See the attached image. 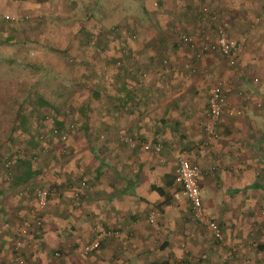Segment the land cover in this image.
<instances>
[{
    "label": "crops",
    "instance_id": "0c3cea01",
    "mask_svg": "<svg viewBox=\"0 0 264 264\" xmlns=\"http://www.w3.org/2000/svg\"><path fill=\"white\" fill-rule=\"evenodd\" d=\"M205 1L116 2L122 12L110 17L113 22L147 23L130 45L140 73L119 81L107 76L106 82H125L129 90L116 95L107 85L105 106L97 103L90 115L95 127L75 131L64 145L49 144L48 156L26 182L13 186L0 169V264H15L11 244L24 219L29 227L21 249L31 264H253L227 255L226 245L245 241L236 215L249 214L248 203L259 190L264 197V1L215 0L216 12H239L234 22L228 15L221 19L240 44L229 71L218 67L216 60L223 58L217 52L196 56L179 42L182 34L199 45L214 41L202 17ZM85 6L87 12L94 8ZM214 79L223 87L222 111L207 139V90ZM155 144L158 151L150 148ZM179 154L201 169L202 205L225 245L196 225L186 199H174ZM25 187L48 189L35 219L29 213L34 199ZM96 223L119 236L82 255L79 249Z\"/></svg>",
    "mask_w": 264,
    "mask_h": 264
},
{
    "label": "rangeland",
    "instance_id": "374dc122",
    "mask_svg": "<svg viewBox=\"0 0 264 264\" xmlns=\"http://www.w3.org/2000/svg\"><path fill=\"white\" fill-rule=\"evenodd\" d=\"M60 1L63 5H60ZM117 1L119 4L124 3V0H0V141L6 137L13 111L23 98L33 99L35 102V96L40 92L48 100L59 103L69 94L73 69L68 67L69 59L58 55L54 50L57 46L65 44L64 39L69 34L63 32L65 28L62 21L65 17L79 21V18L87 14L85 5H88V8L94 7L92 8L94 10L100 4L93 14L96 13L102 28L107 30L106 49H115L124 42L127 44V36L135 35L133 40L136 42L138 31L143 32L142 27L147 23L113 22L110 17L122 12L118 6H114ZM263 1L261 0V3ZM215 2V0H206L203 2L206 7H202L206 10L205 16L202 17L204 22L208 23H205L206 26L208 25L212 30L211 33L215 32L216 24L222 23L221 19L224 15H228V20L234 22L239 13L236 14V9L230 13L216 12ZM106 15L109 16V20ZM40 19L46 21V24L41 23ZM72 26L76 28V24ZM87 26L88 24L85 25ZM98 39L94 38V42L98 41V44H101V40ZM30 62H38L48 71L42 73L38 69H33ZM216 63L223 71H229L231 68L220 58ZM12 139L17 140L15 135ZM5 165V163L0 164V169L4 170ZM262 185L264 186V182ZM241 202L246 201L241 200ZM248 205L249 214L236 215V220L241 221H239L242 224L241 229H246L247 237L245 235L240 237L245 240L244 242H229L226 245V253L230 256H245L246 260L249 259L253 264H264V251L256 250L255 247L256 244L264 242V197L260 190L257 198L251 199ZM228 238L230 241L231 236ZM222 242L225 245L223 235L218 244ZM181 253L185 254L184 250Z\"/></svg>",
    "mask_w": 264,
    "mask_h": 264
},
{
    "label": "trees",
    "instance_id": "16d2710c",
    "mask_svg": "<svg viewBox=\"0 0 264 264\" xmlns=\"http://www.w3.org/2000/svg\"><path fill=\"white\" fill-rule=\"evenodd\" d=\"M89 11L79 18V21H72L68 17L62 19L65 28L63 32L66 31L70 35L67 34L64 45L54 48L58 55L69 59L70 66L68 67H71L74 72L71 75L72 86H69V94L59 103H54L39 92V95L35 96V102L33 99L23 98L13 111L7 135L0 141V164H6V168L3 169L5 174L9 173L8 178L10 176L13 179V186L30 179L34 167L37 165L39 167L44 157L48 156L45 151L49 144L64 145L75 131L89 129L92 123L90 115L95 110L94 107L97 103L104 107V98L110 95L106 91L107 85L114 86L113 94L116 95L123 93V90H129L124 85L125 82L117 84L106 82L107 76L111 75L119 81L121 76L127 75L134 78L140 73L136 57L130 46L135 42L133 40L135 35H126L127 44L124 42L115 49L107 50L105 47L107 30L102 28L97 19L98 16L94 17L95 9L91 8ZM39 21L46 24L44 20ZM73 24H76V28L75 25L72 26ZM86 24H88L87 27H85ZM94 38L95 40L99 38L101 44H98V41L95 43ZM30 64L33 69H38L42 73L48 71L38 62H30ZM93 127H95L94 123L90 129ZM13 135L16 141L12 139ZM53 187L54 183L49 189L53 191ZM164 198V204H167V194H164ZM255 247L256 250H264V242L256 244Z\"/></svg>",
    "mask_w": 264,
    "mask_h": 264
},
{
    "label": "built area",
    "instance_id": "2783aa9c",
    "mask_svg": "<svg viewBox=\"0 0 264 264\" xmlns=\"http://www.w3.org/2000/svg\"><path fill=\"white\" fill-rule=\"evenodd\" d=\"M205 8L201 12L205 13ZM179 42L185 44L193 50L196 56L205 50H213L223 58L228 66L235 64L236 56L239 50V43L231 39L221 24L215 26V38L210 44H197L196 41L188 35L182 34ZM223 87L220 80H213L207 90V122L204 124L205 135L207 139L213 137V131L222 111ZM144 149H149L147 144L143 145ZM154 151L159 150V145H151ZM201 169L192 164L184 155L179 154L176 159V169L174 180L178 185V189L173 192L176 201L184 198L189 203L191 219L200 227L209 231L211 237L220 242L222 240V232L218 224L210 218L205 212L199 191L198 178L201 175ZM34 199V204L30 208V217L35 219L37 212L41 211L48 198V189L45 187L26 188ZM153 213L150 214L149 221L153 220ZM29 227L28 219L21 221L18 229L17 237L11 244L12 258L15 264H31L24 258L21 247V237L27 234ZM119 231L102 227L100 224H94L91 238L82 244L79 251L82 255H88L97 250L104 240L107 238L116 239Z\"/></svg>",
    "mask_w": 264,
    "mask_h": 264
}]
</instances>
